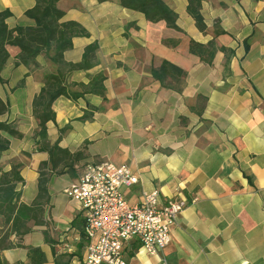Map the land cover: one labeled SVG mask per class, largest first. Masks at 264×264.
Masks as SVG:
<instances>
[{"label": "crops", "instance_id": "0c3cea01", "mask_svg": "<svg viewBox=\"0 0 264 264\" xmlns=\"http://www.w3.org/2000/svg\"><path fill=\"white\" fill-rule=\"evenodd\" d=\"M163 1L177 15L179 31L147 22L118 0L57 2L62 22H75L85 32L72 39L64 61L78 63L86 47H98L93 67L69 73L65 83L77 94L78 84L103 74L105 99L86 94L53 102L47 143L59 139L58 146L71 154L82 146L84 151L63 174L48 171L41 223L26 224L20 247L2 252L5 264H32V248L43 253V264L58 259L83 264L85 213L64 190L86 165L100 162L125 165L138 177L122 192L130 203L157 189L162 202L184 204L168 246L150 255L132 241L121 252L125 264H264V0H199L204 32L188 15V0ZM34 4L0 0V11L11 14L7 27H32L24 14ZM190 41L207 47L205 58L215 51L210 64L189 53ZM7 51L0 99L8 111L0 123L12 125L21 137L3 135L9 145L0 154V181L18 166L23 183L16 182L15 190L19 203L30 206L39 167L49 161L37 150L32 101L53 68L43 56L28 68L14 67L19 50ZM163 61L185 72L179 92L152 78L150 70ZM85 111L91 120L79 121Z\"/></svg>", "mask_w": 264, "mask_h": 264}, {"label": "trees", "instance_id": "16d2710c", "mask_svg": "<svg viewBox=\"0 0 264 264\" xmlns=\"http://www.w3.org/2000/svg\"><path fill=\"white\" fill-rule=\"evenodd\" d=\"M34 6L25 12V17L32 20V27L17 26L9 29L5 23L11 14L8 10L0 11V73L6 65L9 54L8 47L19 50L14 61V67L24 66L26 68L35 64L39 56H43L50 63L53 72L47 73L43 78V87L40 93L32 101V115L38 122V130L35 136L38 137V151L46 152L49 157L48 163L40 165L37 180V196L30 205L19 203L20 191L15 190V183H23L19 176V167L14 166L7 173H2L0 181V264L4 250L20 247L22 237L29 231L26 224L33 221L40 224L43 214V206L47 203V181L48 171H56L63 174V168L70 163L81 159L83 151L71 154L68 150L58 146L59 139L53 144L47 143L46 124L54 122L53 102L60 98L76 100L86 94H90L104 100L105 76L97 74L93 76L87 85L78 84L82 88L81 93H71L65 81L67 75L73 71H86L95 64L97 45L92 44L84 49L82 59L78 63H67L64 61V53L72 48V39L84 36V30L75 22H62L64 13L56 4L59 0H33ZM120 7L138 12L144 16L149 23L164 22L168 29L179 31L176 22L177 15L169 8L163 0H118ZM188 15L193 19L196 28L204 32L206 27L200 14V1L188 0L186 8ZM209 46V45H208ZM206 46L199 45L193 41L189 42V53L198 55L203 61L210 64L215 51L203 53ZM152 78L164 88L179 92L185 78V72L169 62L163 61L158 68L150 70ZM96 110V109H93ZM8 107L0 99V116L6 114ZM92 113L85 111L79 121L91 120ZM67 127L59 130L60 135ZM20 138L21 135L13 129L12 125L0 123V154L9 145L8 138ZM87 144V143H85ZM70 172V169H68ZM17 238L13 243L10 238ZM32 264H43L44 255L38 248L29 250ZM55 264H68L63 259H58Z\"/></svg>", "mask_w": 264, "mask_h": 264}, {"label": "built area", "instance_id": "2783aa9c", "mask_svg": "<svg viewBox=\"0 0 264 264\" xmlns=\"http://www.w3.org/2000/svg\"><path fill=\"white\" fill-rule=\"evenodd\" d=\"M137 182L138 177L127 166L100 162L86 165L77 181L64 190L85 213L83 264H125L121 252L132 241L150 255L168 246L184 204L162 202L157 189L130 203L120 190Z\"/></svg>", "mask_w": 264, "mask_h": 264}, {"label": "rangeland", "instance_id": "374dc122", "mask_svg": "<svg viewBox=\"0 0 264 264\" xmlns=\"http://www.w3.org/2000/svg\"><path fill=\"white\" fill-rule=\"evenodd\" d=\"M84 145H85V144H84ZM80 149H81L82 151H84V147H83V146H82ZM124 190H125V188H121V190H120L121 193L124 192Z\"/></svg>", "mask_w": 264, "mask_h": 264}]
</instances>
